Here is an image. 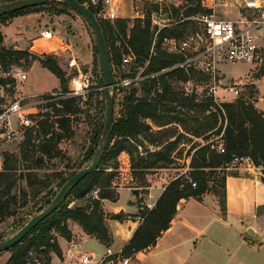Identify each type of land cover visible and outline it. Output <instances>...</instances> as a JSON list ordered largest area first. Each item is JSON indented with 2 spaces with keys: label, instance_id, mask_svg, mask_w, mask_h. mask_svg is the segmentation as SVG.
<instances>
[{
  "label": "trees",
  "instance_id": "obj_1",
  "mask_svg": "<svg viewBox=\"0 0 264 264\" xmlns=\"http://www.w3.org/2000/svg\"><path fill=\"white\" fill-rule=\"evenodd\" d=\"M7 1L11 0H0V4ZM51 1L55 0H47L30 7L11 9L0 15V22L34 10ZM77 1L82 4L84 2L83 0ZM55 2L68 6L63 1ZM87 7L92 13H95L92 6ZM69 8L75 11L71 7ZM192 10L194 12H197V10L210 12L209 9L200 7L199 3L197 8ZM174 12L177 14L178 10L175 9ZM150 14L144 18L134 19L130 28L128 27L129 18L120 17L113 21L98 19L108 47L110 62L114 67L121 66L122 56L128 53L135 56L134 59L139 62L140 66L145 65L144 73L147 74L156 73L179 62L177 54L167 52L159 47L164 37H177V30L168 28L167 25L158 28L157 25L153 24ZM117 40L123 48L115 44ZM154 40L157 45L152 50ZM33 61H38L42 67L47 68L57 77L61 97L55 102L48 103L49 106L53 107L55 111L53 115L56 117L49 121L48 119L38 121L41 126L40 134L43 138H38L34 143H31V132L29 131L26 133L27 137L24 142L37 148L43 155L54 156L60 153L57 147L58 139L71 133L72 118L79 113L87 115L86 109H82L80 103L87 104L94 93L82 96L67 95V80L64 78V72L57 64L56 58L52 55H38L29 52L27 49L18 50L13 47L0 46V66L3 73L9 72L12 66H25L28 68ZM261 68L263 70L260 71L259 76L264 74V66ZM171 70L174 74H184V71L179 68ZM126 75L129 74H123V76ZM177 78L180 79V77ZM182 80L189 79L184 74ZM14 82L13 78L0 76V86H6L7 84L14 86ZM141 85L140 97H136L134 90L129 92L125 97L120 117L113 119L107 146L98 169L83 177L69 190L66 197L62 199L59 206L48 217L39 222L18 243L8 249L10 255L4 264H42L37 257H30L33 250L43 255L51 250L56 255L61 256L54 232L66 240H70L72 233L68 227V220L76 221L86 234L96 237L106 246L109 245L111 235L105 223L106 219L122 221L129 216L123 212L107 214L102 207L103 199L116 201L118 198V192L112 184L115 173L106 170L107 167L105 166L109 154L117 159L122 151H126L130 156V169L133 180L135 183H143L140 186H145V189L148 187L146 174L152 172V170L173 165L174 160L177 158L172 153L177 149L179 140L183 135L181 133L168 134L167 131L154 132L147 120L156 124L160 118L158 113L163 111V107H165L161 104L177 101L179 98L173 93H168L166 86L161 90L155 88V77H150L143 81ZM98 87L102 88V73L101 78L99 77ZM251 88H254V86H251ZM10 92L13 91L10 90ZM97 93L103 94V90ZM43 96L48 97V94ZM1 100L3 98L0 95ZM180 101L188 111L195 110V113L187 118L193 122V127L190 130L183 129L184 132L207 141L202 144L192 143L187 148V167L190 169L188 173H181L171 179L152 207L139 205L137 213L131 215L132 217L139 216L141 220L132 236L121 248V255L124 257L155 244L157 238L169 228L176 214L177 204L181 199L194 198L201 201L203 195L212 193L217 197L220 211L224 215L226 210L225 179L228 174L227 168L236 159L247 158L248 162L259 169L260 179L264 183L263 110L257 109L251 100L244 99L240 95L235 100L219 104L215 103L212 97L198 99L195 95L181 97ZM177 120L180 122L183 119ZM173 122L176 121L170 120L159 123V125H167ZM56 128L61 130V133H56L54 131ZM99 128L101 132L103 124ZM163 134L167 135L164 144H162V138L160 139ZM210 135L217 137L216 140L221 143L224 149L223 152H219L216 148L215 143L217 141L215 139L209 141ZM171 136H174L173 140H169ZM143 143L153 146L160 145V147L158 149H144ZM138 146L141 147V150L138 149ZM94 150L87 151V156L83 162L89 161L91 163L95 153ZM9 157V153H3V171H0V222L14 216L16 210L24 206V201L28 196L23 191L21 197L23 201L19 203L16 193H11L13 181L7 173L10 168ZM40 166L41 159H36L32 168H39ZM80 167L81 165L77 166V168ZM75 172L73 170L66 177L58 172L52 174L58 179L57 189L46 193L45 196L48 197L45 199L44 207L38 208L36 212L41 211L51 203L60 187ZM25 180L27 187L33 191V196L38 195L42 188L49 186V182L38 178L34 171H28ZM192 183H195V186H192ZM77 199L81 203H76L72 207L68 206L70 200ZM24 224L25 222H22L18 228H21ZM43 264H50L49 256L45 257Z\"/></svg>",
  "mask_w": 264,
  "mask_h": 264
},
{
  "label": "rangeland",
  "instance_id": "obj_2",
  "mask_svg": "<svg viewBox=\"0 0 264 264\" xmlns=\"http://www.w3.org/2000/svg\"><path fill=\"white\" fill-rule=\"evenodd\" d=\"M50 1V0H48ZM58 1V0H55ZM47 2L46 4L34 9L33 11H43L47 13L49 25L45 28L50 27L55 31V26L57 24H53L54 16L63 14V15H73L74 18L77 17L83 23L82 27L76 28L75 26H66L64 25V31H57L55 35L57 38L52 40H41V48H33L31 53H35L38 55H52V57L56 58L57 64L64 72V78L67 80V95L69 96H82L88 93H94L91 98L88 100L87 104H81L82 109H86L85 113H79L72 118L70 127L71 133L63 136L58 139L57 147L60 150V153L54 156H48L41 154L37 148L32 146L31 144H25V139L27 137V132H31V143H34L38 138L42 139L41 136V126L38 124V121L43 119H54L56 116L54 109L52 106H49L46 101H57L61 96V89L58 83V80L54 76V74L46 73L44 70L39 67L34 68L28 72V78L25 80H18L15 72L18 70L17 68L25 69L26 67H16L12 66L9 72L3 73L2 67L0 66V76L2 77H10L14 79V86L7 84L6 86H0V95L3 100L0 101V107L8 106L10 102L15 100H19L20 96L17 95V89L19 92L23 94L28 93H37L52 90L38 94L31 97L22 98V103H26L32 107L33 109L29 110L32 113L29 115L31 119V126H21L16 125L15 122V130L16 133L11 139H5L0 137V171H3V153H9V165L10 168L8 170V175L10 176L11 181H13V187L11 188V193H16L18 196V202L21 203L23 199L21 198L23 195V191L28 194L26 200L24 201V206L19 207L16 210L14 216L5 219L0 222V242L4 241L11 235H13L18 229L19 225L22 222H27L33 215H35L36 210L40 207H44L45 199L48 196L46 193L48 191H55L57 188L58 179L52 176L53 173L58 172L66 177L73 170L78 171L80 168L85 167L90 162H83L87 156V151L91 149H95V153L99 148L101 142L102 130L100 132L101 124L104 125L105 119V98L101 93H97L102 88L98 87L99 77L101 78V69L98 59V54L96 51L95 39L92 33L91 27L88 23L75 11L71 10L69 6L60 4L59 2ZM242 0H183V4L179 8H174L168 6V4L161 2L158 4L155 0H120V9L118 12V18H129L130 22L128 23V27L130 28L133 25V21L136 18H144L149 13H154L158 11L157 15L152 13L150 14L153 22L160 28L167 25L168 28H173L177 30L178 36L176 37V43L182 44L185 43V49L187 51V55H191L192 52V44H190V37L194 36L199 32V27L197 22L192 18L202 10H197L194 12L192 9L197 8V4L199 3L200 7L203 9H209L210 11L215 12L217 15H222L223 18L226 19H236L237 18V9ZM4 3V2H2ZM1 3V4H2ZM178 10L177 14H175L174 10ZM168 13L169 17L163 20L160 18V14ZM153 23V24H154ZM63 40L71 41L72 50H64V45L60 41ZM155 41V40H154ZM116 45H120V42L117 40L115 42ZM157 45L156 41L152 45L155 49ZM43 46V47H42ZM169 44L163 43V40L160 42V49H164L167 52ZM123 48V46H121ZM46 48V49H45ZM44 49V50H43ZM63 49V50H59ZM177 53L175 50H171V52ZM75 58V65H70V60L72 59V55ZM126 55V54H125ZM179 56V55H178ZM179 62H188L191 65V71L187 74H184L188 77L189 80L183 81L184 74L178 75L174 74L170 68H166L164 70H160L156 73L147 74L145 72V65L140 66L139 62L135 61V59L130 60L128 63H123L121 66L112 67V78L113 83L110 87V92L114 98V114L113 119H117L120 117L123 103L125 97L131 91H135L136 97H140V87L141 83L150 77L156 78L155 88L161 90L164 86H166L168 93H173L176 95L179 100L164 102L161 105L163 107V111L158 113L159 120L156 124L163 123L166 121H176L172 124H169L167 128H163L160 131H167L168 134L175 133L180 129L190 130L193 127V122L187 119L191 115L195 113V110L188 111L181 104V97H190L191 95H195L198 99H202L203 97L198 96L203 92L205 84H208L211 81V77L204 75L203 72H199L197 67L201 65L203 62H199L197 60H185L182 61V58ZM263 67V66H262ZM218 73L217 78L220 80L221 84L230 83L232 81H238L242 83L240 96L244 99L251 100L253 103L257 100V91L255 89L254 78H257L261 70V67H256L254 64L249 62H239V63H220L217 65ZM172 71V72H171ZM129 74V77L133 78L138 76L137 81L131 82L129 85L121 86L114 85L119 79H122L123 74ZM177 77H180L177 78ZM75 81L80 82L82 85L81 90H78L77 94L72 93L74 87L76 86ZM189 81V83H187ZM205 83V84H204ZM257 84L260 95L264 97V75L260 79L255 81ZM251 86L254 88H251ZM58 87V88H57ZM186 89L189 90V94L186 93ZM10 90L13 92L11 93ZM50 93H55L54 99H46L49 97ZM48 97H44L43 95H47ZM239 97V96H238ZM237 97V98H238ZM236 97L230 94H223L222 92L217 95V99L221 102L232 101L237 99ZM260 106L264 107V102L259 103ZM177 119L180 120V122ZM185 119V120H184ZM178 122V123H177ZM153 123V122H152ZM155 126V123H153ZM153 131L156 132L152 127ZM56 133H61V130H54ZM164 132V133H165ZM159 135V134H156ZM183 135L179 143L177 145V149L172 153V155L176 156L177 159L174 160L173 167L180 168L179 171L175 173H188L190 169L187 167L188 164V156L186 155L187 148L192 143H205L207 140H203L201 137H196L191 134L190 136L181 133ZM167 135H162V141H164ZM209 141L215 139L217 141V137L215 135L209 136ZM184 143L185 146H181L180 144ZM136 144V143H135ZM144 144V149H149L146 143ZM217 146L220 145L218 141L215 143ZM147 146V147H145ZM151 149V148H150ZM143 150V149H142ZM94 153V155H95ZM36 159H41V166L39 168H32L34 161ZM237 162V161H236ZM243 162V161H242ZM78 165H81L80 168H77ZM106 170L113 171L115 176L119 173V163L116 158L109 154L107 160L105 161ZM28 171H34V173L40 179H45L49 182V186L47 188H42L38 195L33 196V191L29 189L26 185V173ZM113 177L112 184L117 181V177ZM147 181V180H146ZM140 188L141 195L143 198L145 196V186H140L143 183H135ZM148 184V182H147ZM76 203H81L80 200H70V207L74 206ZM121 204H124V200H121ZM148 207V206H147ZM46 208V207H45ZM44 208V209H45ZM43 210V209H42ZM41 210V211H42ZM40 212V211H39ZM133 215V214H132ZM56 243L58 233L54 232ZM60 236V235H59ZM76 239H72L75 242ZM71 240L69 242H72ZM59 246V245H58ZM53 253L51 250L43 255L37 253L33 250L30 253L31 258L40 259V263L45 262V257L51 255ZM10 255L8 250L0 252V264L5 263V256ZM112 257H108V260H111ZM115 263V262H114Z\"/></svg>",
  "mask_w": 264,
  "mask_h": 264
},
{
  "label": "crops",
  "instance_id": "obj_3",
  "mask_svg": "<svg viewBox=\"0 0 264 264\" xmlns=\"http://www.w3.org/2000/svg\"><path fill=\"white\" fill-rule=\"evenodd\" d=\"M48 18L47 13L43 11L31 10L0 22V46L29 51L34 45L40 46L35 48H41V42L37 37L39 31L49 25ZM53 18V24L57 25L55 31L51 30L55 33L64 31V25L76 28L83 25L82 21L77 17L74 18L72 14H59ZM60 41L64 45V50H72L70 39L68 42L61 39ZM71 55L74 58L73 54ZM37 67L53 75L38 61H33L28 68L17 69L24 72L27 79L28 72ZM263 75L254 78L253 82L257 90V100L254 105L264 111V107L259 104L264 102V97L260 95L255 83ZM16 78L18 83L20 78L19 76ZM16 89L19 98H25L46 93L54 88L28 94L19 92L17 86ZM147 122L157 131L169 125L154 126L152 121L147 120ZM178 133L190 136L182 129L175 132ZM173 139L174 136L169 137V140ZM165 142L166 140L162 144ZM147 145L154 149L160 147V145ZM180 145L185 146L184 143ZM117 161L119 173L115 177L118 180L113 185L118 192V198L116 201L103 199L102 207L107 214L123 212L129 215L128 218L122 221L106 219L105 223L111 235L108 246L102 244L96 237L86 234L76 221L68 220V227L72 233L70 240L76 238L77 240L69 242L70 240L58 235L57 242L61 256L51 253L50 264H80L78 259L83 255H92V261L88 264H98L107 247L112 251L121 250L141 220L139 216L131 215L137 213L139 205L152 207L166 184L182 173V171L175 173L180 168L173 166L152 170L146 174L148 187L145 196L141 198V187L135 184L131 174L129 154L122 151L117 156ZM227 171L224 215L220 211L217 197L212 193L203 195L201 201L194 198L181 199L169 228L157 238L154 245L128 256L127 264H264V183L260 179L261 173L248 161H235ZM121 200H124V204L120 203ZM8 257L5 256L6 260Z\"/></svg>",
  "mask_w": 264,
  "mask_h": 264
},
{
  "label": "built area",
  "instance_id": "obj_4",
  "mask_svg": "<svg viewBox=\"0 0 264 264\" xmlns=\"http://www.w3.org/2000/svg\"><path fill=\"white\" fill-rule=\"evenodd\" d=\"M83 1L85 6L90 5L95 9L94 15L98 19L113 21L118 18L120 0ZM155 1L158 2V4L164 2L168 4V6L174 8H179L183 4V0ZM153 14L157 15L158 11ZM163 15V13L160 14L162 20ZM192 18L197 22L199 32H195L196 34L190 37V44H192L191 55H187V51L184 47L185 43L177 45L176 37H164L162 39L163 43L169 44L167 50L170 51L168 52L174 53L173 51L171 52V50L177 51L178 54H175L179 55L182 58V61H184L186 57L187 60H192V62L195 60L203 62L201 65H198L197 69L199 72H203L204 75L210 76L211 81L208 84L204 83V91L198 96L212 97L213 101L217 104L221 103V101L217 99V95L221 92L237 98L240 95L242 83L232 81L230 83L221 84L220 80L217 78V75H220L218 73L217 65L220 63L249 62L254 64L255 68L264 66V0H242L237 9L236 19L223 18L222 15H217L213 11H202L194 15ZM37 38H39L40 41L52 40L57 38V36L51 29L44 28L39 31ZM154 42L155 41H153V43ZM37 46L40 47L39 45H34L32 48ZM134 58L135 56L132 53H128L122 56V62L126 64ZM75 63V58H72L70 60V65H75ZM175 68L182 69L187 74L190 72V69H192L187 61L177 62L171 66V69ZM15 75L19 76L21 80L26 78V74L20 72L19 69L15 72ZM138 78V76L131 78L129 75H126L122 79H119L114 85L127 86L131 82L137 81ZM187 83H189V81H187ZM81 88V84L78 87L75 86L72 93L77 94L78 90H81ZM185 94H189L188 89H186ZM55 96V93H50L49 97L46 99H54L56 98ZM21 99L22 98L10 102L8 106L0 107V137L11 139L16 133L15 122L17 123L16 125L31 126L32 122L29 115L32 111L29 110L34 107L22 103ZM48 102L51 101H46V103ZM216 148L219 152H223L224 150L221 144ZM138 149L141 150V147L138 146ZM236 161L248 160L247 158L241 157L236 159ZM183 173H185V171ZM192 186H195V183H192ZM68 206L70 207V205ZM108 257H112V259L108 260ZM128 260V257L121 255V250L112 251L110 247H107L97 263L109 264L117 262L120 264H127ZM91 261L92 255H83L78 259L80 264H88Z\"/></svg>",
  "mask_w": 264,
  "mask_h": 264
},
{
  "label": "water",
  "instance_id": "obj_5",
  "mask_svg": "<svg viewBox=\"0 0 264 264\" xmlns=\"http://www.w3.org/2000/svg\"><path fill=\"white\" fill-rule=\"evenodd\" d=\"M47 0H11L0 4V15L15 8H25L34 6ZM68 4L69 7L74 9L91 27L97 48L98 59L102 73V90L105 98V119L101 135V142L98 150L96 151L91 163L82 167L71 175L66 182L60 187L51 203L42 211L33 215L20 229L13 235L0 242V252L10 249L13 245L18 243L29 231L35 227L39 222L48 217L60 204L62 199L66 197L69 190L74 187L83 177L88 173L98 169L102 157L104 155L110 129L113 121L114 114V98L110 92V87L113 83L112 67L110 62V55L106 45L102 28L98 18L92 13L87 6L79 3L77 0H58ZM163 18H168V14H164Z\"/></svg>",
  "mask_w": 264,
  "mask_h": 264
},
{
  "label": "bare ground",
  "instance_id": "obj_6",
  "mask_svg": "<svg viewBox=\"0 0 264 264\" xmlns=\"http://www.w3.org/2000/svg\"><path fill=\"white\" fill-rule=\"evenodd\" d=\"M46 49V48H45ZM44 50V49H43ZM75 83H76V87H78L80 84H79V82L78 81H75Z\"/></svg>",
  "mask_w": 264,
  "mask_h": 264
}]
</instances>
